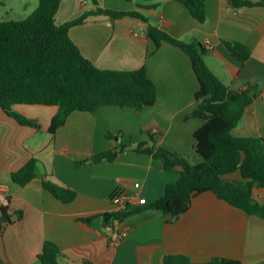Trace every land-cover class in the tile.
I'll use <instances>...</instances> for the list:
<instances>
[{"label": "crops", "instance_id": "0c3cea01", "mask_svg": "<svg viewBox=\"0 0 264 264\" xmlns=\"http://www.w3.org/2000/svg\"><path fill=\"white\" fill-rule=\"evenodd\" d=\"M37 7L32 0H0V20L24 19ZM98 8L138 11L147 20L113 17ZM92 10L70 29L82 54L102 69L146 65L156 84V102L143 110L106 105L96 112L75 111L55 133L50 126L57 105H13L15 112L38 120L40 128L19 122L0 106V206H7L11 216L0 234V264H43L39 255L47 241L59 248L60 264H166L165 256L171 254H184L195 264L215 257L263 264L264 217L206 191L194 197L185 213L169 219L149 204L176 179L175 171L166 170L152 154L132 149L112 161L93 156L121 142L152 143L155 135L159 145L192 163L203 160L194 137L204 121L194 115L199 81L191 57L167 41L157 46L147 34L149 24L187 42L209 41L213 48L205 61L230 88L258 85L260 96L232 134L264 138V5L206 0V20L200 22L177 0H62L56 21ZM225 40L245 44L250 57L239 59ZM32 158L37 159V176L24 185L14 181L13 173ZM45 178L74 189L75 199L56 197L44 186ZM116 193L140 195L148 202L109 221L106 215L117 211ZM255 198L264 204L263 187L255 188ZM124 229L127 235L120 237Z\"/></svg>", "mask_w": 264, "mask_h": 264}, {"label": "trees", "instance_id": "16d2710c", "mask_svg": "<svg viewBox=\"0 0 264 264\" xmlns=\"http://www.w3.org/2000/svg\"><path fill=\"white\" fill-rule=\"evenodd\" d=\"M62 0H39L38 7L24 19L0 20V106L23 124L40 128L36 119L13 110L16 103L57 105L50 131L63 126L75 111L96 112L106 105H118L143 110L154 105L157 88L148 75L146 65L134 70H112L97 67L86 58L70 36V29L82 23L88 14L57 23L56 14ZM96 1V0H94ZM200 22L206 20V0H177ZM238 5H264L258 2L235 0ZM113 17L131 15L147 20L138 11L101 9ZM96 10V11H97ZM148 36L157 46L163 41L177 45L191 57L198 77L197 106L194 115L204 123L195 131L196 147L203 160L192 163L187 157L158 144L155 135L152 143L129 145L119 143L114 149L99 152L95 161H112L126 150L147 152L162 161L166 170L175 171L177 177L164 193L149 205L162 211L169 219L185 213L196 195L212 191L218 198L244 210L250 215L264 217V204L255 198V188H264V138L235 136L232 130L241 121L245 109L260 96L258 85L234 90L225 84L207 65L206 47L198 41H184L165 30L149 24ZM224 44L242 61L250 49L235 40ZM37 159H30L13 173L14 181L24 185L37 176ZM44 186L59 199L70 202L76 191L45 178ZM0 234L5 222H11L8 207L0 206ZM128 212V211H127ZM127 212H113L107 220L118 219ZM60 250L47 241L39 255L43 264H60ZM166 264H195L184 254L165 256ZM88 264H93L88 262ZM203 264H245L241 260L215 257ZM264 264V263H263Z\"/></svg>", "mask_w": 264, "mask_h": 264}, {"label": "built area", "instance_id": "2783aa9c", "mask_svg": "<svg viewBox=\"0 0 264 264\" xmlns=\"http://www.w3.org/2000/svg\"><path fill=\"white\" fill-rule=\"evenodd\" d=\"M206 49H212L213 45L207 41L206 44L204 45ZM3 190V188L0 186V191ZM113 201L117 205V211L116 212H127L131 207H133L134 204L139 203V204H146L148 202V199L146 197H142L140 195H134L130 196L126 193H116L112 197ZM127 235V230L124 229L120 233V237H123Z\"/></svg>", "mask_w": 264, "mask_h": 264}, {"label": "rangeland", "instance_id": "374dc122", "mask_svg": "<svg viewBox=\"0 0 264 264\" xmlns=\"http://www.w3.org/2000/svg\"><path fill=\"white\" fill-rule=\"evenodd\" d=\"M89 1L92 2V0H89ZM32 2L35 3V5H38V4H37L38 0H32ZM34 7H36V6H34ZM34 9H35V8H32V11H33ZM22 15H23V16H21V17L24 18V17H25V16H24L25 14H22ZM115 137H116V136H113L112 138H115Z\"/></svg>", "mask_w": 264, "mask_h": 264}]
</instances>
